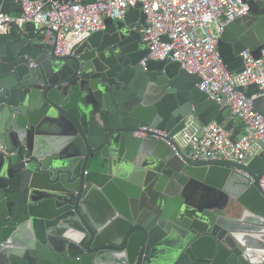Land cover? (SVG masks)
Here are the masks:
<instances>
[{
	"label": "water",
	"instance_id": "water-1",
	"mask_svg": "<svg viewBox=\"0 0 264 264\" xmlns=\"http://www.w3.org/2000/svg\"><path fill=\"white\" fill-rule=\"evenodd\" d=\"M246 1L219 40L231 72L264 48V4ZM143 26L139 5L63 57L33 25L0 35V144L14 152H0V264H264V153L199 163L134 135L224 122L197 74L141 63ZM230 198L240 215L223 213Z\"/></svg>",
	"mask_w": 264,
	"mask_h": 264
},
{
	"label": "built area",
	"instance_id": "built-area-1",
	"mask_svg": "<svg viewBox=\"0 0 264 264\" xmlns=\"http://www.w3.org/2000/svg\"><path fill=\"white\" fill-rule=\"evenodd\" d=\"M264 4V0H259ZM22 12L12 16L0 8V35L17 26H35L59 57L73 54L92 34L106 27V19L122 20L141 5L146 27H139L149 53L141 61L180 62L181 68L201 78L199 88L215 99L222 110L241 121L243 132L233 139L225 122L204 125L195 117L171 135L151 125L134 135L156 137L181 150L179 156L199 163L230 161L248 166L264 153V48L256 57L240 53L243 69L231 72L219 50L227 23L247 15L246 0H19ZM254 86L256 90L251 89ZM0 152H14L0 144ZM247 174V173H246ZM248 175V174H247ZM249 176V175H248ZM253 180V178H252ZM264 192V174L260 178Z\"/></svg>",
	"mask_w": 264,
	"mask_h": 264
},
{
	"label": "crops",
	"instance_id": "crops-1",
	"mask_svg": "<svg viewBox=\"0 0 264 264\" xmlns=\"http://www.w3.org/2000/svg\"><path fill=\"white\" fill-rule=\"evenodd\" d=\"M225 111H227V114L225 115ZM223 116L226 117V120L224 121L225 124L228 125V129L233 133V135H239L243 132V125L241 121L237 118L232 117L229 114L228 110H222Z\"/></svg>",
	"mask_w": 264,
	"mask_h": 264
},
{
	"label": "flooded vegetation",
	"instance_id": "flooded-vegetation-1",
	"mask_svg": "<svg viewBox=\"0 0 264 264\" xmlns=\"http://www.w3.org/2000/svg\"><path fill=\"white\" fill-rule=\"evenodd\" d=\"M221 203V202H219ZM223 213L230 216H237L243 212L242 206L237 203L234 199L230 198L226 207L222 210ZM84 239V237H83Z\"/></svg>",
	"mask_w": 264,
	"mask_h": 264
},
{
	"label": "trees",
	"instance_id": "trees-1",
	"mask_svg": "<svg viewBox=\"0 0 264 264\" xmlns=\"http://www.w3.org/2000/svg\"><path fill=\"white\" fill-rule=\"evenodd\" d=\"M226 120V117L224 116V121ZM228 126V125H227Z\"/></svg>",
	"mask_w": 264,
	"mask_h": 264
},
{
	"label": "rangeland",
	"instance_id": "rangeland-1",
	"mask_svg": "<svg viewBox=\"0 0 264 264\" xmlns=\"http://www.w3.org/2000/svg\"><path fill=\"white\" fill-rule=\"evenodd\" d=\"M227 114V111H225V115Z\"/></svg>",
	"mask_w": 264,
	"mask_h": 264
}]
</instances>
